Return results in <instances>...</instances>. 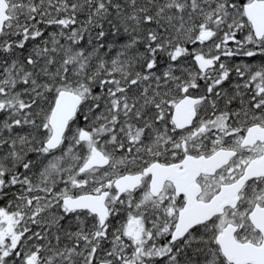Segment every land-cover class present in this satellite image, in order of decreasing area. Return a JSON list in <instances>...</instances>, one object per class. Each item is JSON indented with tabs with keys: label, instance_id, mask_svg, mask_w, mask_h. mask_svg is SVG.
<instances>
[{
	"label": "snow or ice",
	"instance_id": "obj_1",
	"mask_svg": "<svg viewBox=\"0 0 264 264\" xmlns=\"http://www.w3.org/2000/svg\"><path fill=\"white\" fill-rule=\"evenodd\" d=\"M0 264H264V0H0Z\"/></svg>",
	"mask_w": 264,
	"mask_h": 264
}]
</instances>
